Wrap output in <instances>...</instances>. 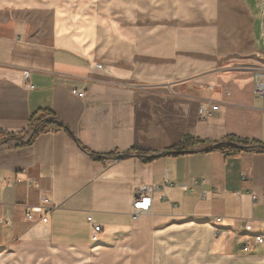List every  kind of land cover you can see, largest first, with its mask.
Masks as SVG:
<instances>
[{
  "label": "crops",
  "instance_id": "obj_1",
  "mask_svg": "<svg viewBox=\"0 0 264 264\" xmlns=\"http://www.w3.org/2000/svg\"><path fill=\"white\" fill-rule=\"evenodd\" d=\"M258 20L247 0H0V140L62 124L0 149V264H264V149L196 150L264 146Z\"/></svg>",
  "mask_w": 264,
  "mask_h": 264
},
{
  "label": "built area",
  "instance_id": "obj_2",
  "mask_svg": "<svg viewBox=\"0 0 264 264\" xmlns=\"http://www.w3.org/2000/svg\"><path fill=\"white\" fill-rule=\"evenodd\" d=\"M98 69H102V65H98L97 66ZM264 77V74H256L255 75V88H254V92L256 94L257 97L259 98H264V81L261 80V78ZM74 95L78 96L79 98H84L86 93L84 91H73L72 92ZM218 109V106H214L213 107V110H217ZM207 113V109H206V106H202L201 107V115L202 116H205ZM7 144H0V148H3L4 146H6ZM119 156H123L122 154H119V155H116V156H113L112 159L115 158V160H120L118 159ZM124 157V156H123ZM197 182L194 183V185H192L191 187L189 186H182V190L184 192H192V193H195V187L197 186ZM170 185V183H169ZM153 192V188L152 187H145L143 189V193L142 194H139L135 199H134V204H133V218L134 219H137L139 216H141L142 214H145V213H148L151 209V206H152V197H151V194ZM252 199L253 200H256L257 199V196H255L254 194L251 195ZM201 198H209V193L208 192H205V191H202L201 192ZM50 203V200L48 198H43V204L47 207H39V208H36V210H30V212L27 214V219L29 221H32L34 219V213L37 212L40 217H41V221L43 223H47L48 221V218H47V213L49 212L50 210V207H48ZM88 221L91 223L92 222V219L89 218ZM221 222V219L218 218L216 220V223L219 224ZM94 226V231L96 234L100 233L101 232V226L99 225H93ZM245 230L247 232H251L252 230V227L248 224L245 225ZM216 236H220L222 234V231H216ZM255 243L258 245V246H264V235H257L255 236ZM245 248H249V245L246 244Z\"/></svg>",
  "mask_w": 264,
  "mask_h": 264
},
{
  "label": "trees",
  "instance_id": "obj_3",
  "mask_svg": "<svg viewBox=\"0 0 264 264\" xmlns=\"http://www.w3.org/2000/svg\"><path fill=\"white\" fill-rule=\"evenodd\" d=\"M62 124L54 117L44 114L42 115L37 122L35 123V125L33 126L34 132L31 134V137L29 138L28 141L26 142H22V140H20L19 138H14V139H10V137L8 138H3L0 140V144H7L10 141L13 140H17V141H21L22 144L24 143H30V141L35 137V135H37L38 133L42 132L45 130V128H49V127H55V128H62L61 126ZM191 142V143H189ZM200 144L199 141L194 142L192 139H186V141L181 145L180 148H176V153H186L189 151H194L191 150L190 146L191 145H198ZM238 147H236V146ZM1 149V148H0ZM216 149H222V150H228L231 152V154H236V153H240V152H244V151H257L259 149H264V146L262 145H252V144H248L245 141H241V140H237L234 138H228L226 139V141L223 142H219L216 144H209V145H201L199 148H196L197 151H203V152H209V151H213Z\"/></svg>",
  "mask_w": 264,
  "mask_h": 264
},
{
  "label": "rangeland",
  "instance_id": "obj_4",
  "mask_svg": "<svg viewBox=\"0 0 264 264\" xmlns=\"http://www.w3.org/2000/svg\"><path fill=\"white\" fill-rule=\"evenodd\" d=\"M249 2V5L251 7V9L253 11H255L258 15H259V20H258V24H257V30H258V34L261 33V29H262V23L264 22L263 20V14L262 11L264 10L263 6L257 7V3L254 0H247ZM260 51H264V42L260 41ZM75 262H80L79 264H97V263H89L86 261H83L82 257H79V260H72L71 257H67V256H63V261L62 264H75ZM241 262V261H239ZM50 264V263H47ZM52 264H57V263H52Z\"/></svg>",
  "mask_w": 264,
  "mask_h": 264
},
{
  "label": "water",
  "instance_id": "obj_5",
  "mask_svg": "<svg viewBox=\"0 0 264 264\" xmlns=\"http://www.w3.org/2000/svg\"><path fill=\"white\" fill-rule=\"evenodd\" d=\"M11 142H8L7 144H10ZM236 146V145H235ZM236 147H238V146H236ZM123 158V156H119L118 157V159H122Z\"/></svg>",
  "mask_w": 264,
  "mask_h": 264
}]
</instances>
